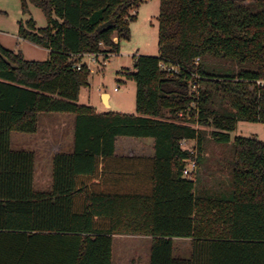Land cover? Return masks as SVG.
I'll return each mask as SVG.
<instances>
[{
  "label": "trees",
  "instance_id": "1",
  "mask_svg": "<svg viewBox=\"0 0 264 264\" xmlns=\"http://www.w3.org/2000/svg\"><path fill=\"white\" fill-rule=\"evenodd\" d=\"M29 1L48 24L30 19L19 36L50 55L27 60L0 42V264H113L115 235L150 236L149 264H264V141L231 135L264 122V0H160L159 53L125 73L134 114L79 103L92 72L74 65L118 53L143 0ZM43 112L75 116L48 190L35 188V151L11 146ZM118 137L151 138L154 155H117ZM208 137L232 144L228 182L183 175L188 158L205 162ZM176 238L191 239L187 253Z\"/></svg>",
  "mask_w": 264,
  "mask_h": 264
},
{
  "label": "rangeland",
  "instance_id": "2",
  "mask_svg": "<svg viewBox=\"0 0 264 264\" xmlns=\"http://www.w3.org/2000/svg\"><path fill=\"white\" fill-rule=\"evenodd\" d=\"M247 2L248 0H244ZM27 11L22 0H0V42L9 49L22 51L25 59L44 61L49 58V50L23 40L19 36L21 24L27 25L33 19L37 28L46 27L47 18L41 8L27 0ZM160 0H143L136 12L137 18L131 22V38L122 41L118 53L98 63L89 57L82 59L93 69L88 85L82 86L79 103L91 105L97 112L119 111L136 113V83L128 79L127 70L135 71V57L138 55H158V15ZM135 13V11H133ZM111 95V105L106 106L104 94ZM74 115L71 113L43 112L39 115V128L35 133L14 131L11 134V146L15 149L36 150V182L38 190L50 188L51 168L48 167L51 142L69 139L74 130ZM199 127V124H196ZM201 127V126H200ZM202 128V127H201ZM232 140L237 136L257 137L264 141V122L239 121L231 132ZM27 143V145H24ZM29 147V148H28ZM188 148L196 147V141H188ZM205 162L198 167V175L204 185L212 186L218 181L228 182L232 144H218L208 137L205 145ZM207 166L210 168L207 170ZM224 167V169H221ZM148 242V243H147ZM176 248L177 241L175 240ZM150 241L136 236H114L113 264H149ZM189 241L180 240L178 248L187 253Z\"/></svg>",
  "mask_w": 264,
  "mask_h": 264
},
{
  "label": "crops",
  "instance_id": "3",
  "mask_svg": "<svg viewBox=\"0 0 264 264\" xmlns=\"http://www.w3.org/2000/svg\"><path fill=\"white\" fill-rule=\"evenodd\" d=\"M23 40H25V39H23ZM106 96H107L106 106L109 107V105H111V95L105 93L104 97H106ZM105 112H107V111H105ZM74 121H75V116H74L73 122ZM73 138L74 137H73V131H72V135L69 139L65 140L63 138L61 141H56L55 143H54V141L51 142L52 144H54V146L49 151V153H50L49 158L50 159H48V161H49L48 167H50V163H51V159H52L53 155H55L58 152H62V151L71 152L73 150V146H74ZM24 145H27V143H25ZM33 151L36 152L35 149ZM116 154L117 155H126V156L136 155V156L152 157L154 155V140L151 138L118 137L116 140ZM115 236H129V237H131L132 235H115ZM136 237L146 238V240H149L150 244H151L152 238L150 236H136ZM175 240L177 241V246H178V242H180V240L191 242V239H188V238H176ZM189 249H190V247H189ZM180 251L183 253H186L184 249L183 250L181 249Z\"/></svg>",
  "mask_w": 264,
  "mask_h": 264
},
{
  "label": "built area",
  "instance_id": "4",
  "mask_svg": "<svg viewBox=\"0 0 264 264\" xmlns=\"http://www.w3.org/2000/svg\"><path fill=\"white\" fill-rule=\"evenodd\" d=\"M115 40H117V38H115ZM114 54H116V53L109 52L107 55L108 56H112ZM85 56L89 57V59L92 62L98 63L99 60H100V58H104L105 55L103 53H98V54H86L83 57H85ZM82 65H83V62H80V63L75 64L74 66L77 69H81ZM87 66H88V69L91 72H93V69L90 67V65L87 64ZM167 69L170 70V71L171 70H173V71H179V68L178 67H175V66H169ZM193 88L194 89L196 88V84L193 85ZM187 142H188L187 140H183L182 141L183 146H186ZM190 149H191V152L192 153L196 154V149H194V148H190ZM197 171H198L197 157L195 156V157L188 158L187 161H186V165L184 167V170H183V175L185 177H187V178L194 179Z\"/></svg>",
  "mask_w": 264,
  "mask_h": 264
},
{
  "label": "water",
  "instance_id": "5",
  "mask_svg": "<svg viewBox=\"0 0 264 264\" xmlns=\"http://www.w3.org/2000/svg\"><path fill=\"white\" fill-rule=\"evenodd\" d=\"M104 101H105V103H107V96H106V97H104Z\"/></svg>",
  "mask_w": 264,
  "mask_h": 264
}]
</instances>
